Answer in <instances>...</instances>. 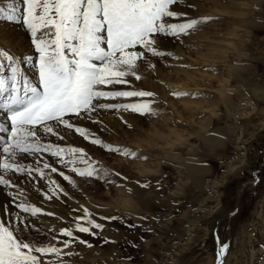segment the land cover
I'll return each instance as SVG.
<instances>
[{"label":"rangeland","instance_id":"obj_1","mask_svg":"<svg viewBox=\"0 0 264 264\" xmlns=\"http://www.w3.org/2000/svg\"><path fill=\"white\" fill-rule=\"evenodd\" d=\"M20 3L23 11L22 0ZM187 3L195 7L178 6L176 10L187 12L191 17L216 19L201 24L197 31L179 40L161 36L160 47L173 56L149 55L154 69L141 63L138 69L141 80L129 77V84L115 86V90L151 91L155 97L105 101L154 100L156 114L102 110L101 115L108 117L109 124L101 129L99 123H93L90 129L105 143L134 151L137 157L93 145L94 136L86 141L78 134H70L68 144L64 145L91 152H85L87 164L77 160L71 168H86L91 164L108 170V175L101 171L99 176L88 177L71 175V168H65L50 153L41 154V168L43 162L57 165L72 181L61 177L63 186L72 194V203L58 196L54 197L58 200L56 206L52 199L41 194L36 206L44 208L42 212L35 217L23 214L30 223L31 237L26 235V241L34 246L54 245L63 253H74L60 258L47 255L48 261L55 264L61 260L63 264H217L219 237L220 242L230 246L224 264H264V169L259 172L256 183L251 182L242 190L244 182L256 179L264 148V0H187ZM0 6H4L2 0ZM170 22L177 21L172 18ZM8 23L21 25L31 41L20 23L0 21V34L14 31L12 27L4 28ZM30 49L36 54L37 65L38 53L32 44ZM4 66L0 65V77L5 75ZM6 67V75L11 79L9 62ZM181 69H188L193 77ZM169 82L174 88L165 86ZM173 92L188 95L174 96ZM94 118L99 120L97 115ZM213 139H220V143L207 142ZM31 161L29 158L25 162ZM191 163L206 167V171L191 172L186 167ZM44 171L48 177L43 181L19 180L26 185L21 186L27 196L41 185L48 191L47 179L55 180V173ZM137 182L145 189L140 202L118 203L123 190L135 193ZM63 186L60 185L66 190ZM2 189L0 203L3 205L9 200L5 192L10 189ZM18 198L16 202H25L21 199L23 196ZM59 207L64 209V221L55 214H45L54 213L50 209ZM83 209L104 227L95 229V236L76 233L92 247L73 243L64 248L62 242L69 238L60 230L83 216ZM40 216L60 227L46 229L37 222Z\"/></svg>","mask_w":264,"mask_h":264},{"label":"snow or ice","instance_id":"obj_2","mask_svg":"<svg viewBox=\"0 0 264 264\" xmlns=\"http://www.w3.org/2000/svg\"><path fill=\"white\" fill-rule=\"evenodd\" d=\"M22 5L23 11L20 0H7L6 5L0 6V21L20 23L29 33L31 44L38 53V84L24 79L21 95V62L27 63L33 58L27 54L16 55L0 46V63L9 62L12 73L10 86L8 79L0 77V109L7 111L6 118L10 121V128L0 123V132L8 133L7 139L0 136V187L18 189L15 195L5 192L9 200L0 205V264H45V255L60 258L74 253H63L54 245L37 247L25 240L26 235L31 237V232L29 218L23 214L35 217L42 212V207L16 202V196L23 195L19 180L43 181L48 177L44 170L58 172L57 167L48 162H43L42 168L39 166L42 153H50L65 168L75 165L77 160L88 163L84 160L83 148L60 147L45 143V138L51 135L63 141V129L65 133L78 134L86 141L94 136L91 140L93 145L137 157L134 151L105 143L84 127L82 121L102 123L94 118L102 110H130L141 115H155L154 100L135 103L105 101L155 97L151 91L115 90V86L129 84V77L141 80L138 74L141 63L154 69L155 65L148 60L149 55L157 58L173 56L172 52L160 47L161 36L179 40L216 17H191L187 12L177 11L178 6L195 7L187 0H22ZM172 18L177 22H170ZM108 86L111 88L105 90ZM5 93H8L6 97ZM172 95L188 93L173 92ZM29 158H32L31 163L25 162ZM101 171L108 175L107 169H97L91 164L86 168H71L72 173L88 177L99 176ZM59 176L72 182L64 171H59ZM47 188V192L41 193L40 188H35V192L49 200L58 198L57 189L64 193L60 185L50 178ZM83 212L84 215L77 217L71 226L60 230L69 238L62 242L64 248L73 243L92 247L76 233L95 236V229L104 227L92 218L87 209ZM45 214L54 215L52 212ZM217 243V264H224L230 246L227 242H220L219 237ZM48 264L55 262L48 261Z\"/></svg>","mask_w":264,"mask_h":264},{"label":"bare ground","instance_id":"obj_3","mask_svg":"<svg viewBox=\"0 0 264 264\" xmlns=\"http://www.w3.org/2000/svg\"><path fill=\"white\" fill-rule=\"evenodd\" d=\"M3 2H4V5H6L7 4V0H2ZM10 27H12V28H15L14 29V31L12 30V32H10V30L9 31H6V32H4L3 34H0V44H1V46H3L4 48H6V49H10L14 54H16V55H19V56H22V55H24V54H27V55H31L32 56V60L30 61V62H27V63H24V62H21V71H20V74H21V92H23V88H22V84H23V80L24 79H27V80H29L32 84H38V72H37V65H36V59H35V56L34 55H36L35 53H32V51H31V49H30V40H29V37H27L26 35H25V32L24 31H22V26L21 25H15V24H9L8 23V25L7 26H5L4 28L5 29H9ZM24 32V33H23ZM27 34V33H26ZM28 35V34H27ZM7 38L9 39V40H7ZM14 44V45H13ZM220 47V46H219ZM214 52V51H213ZM214 54V53H213ZM215 55V54H214ZM212 56V55H211ZM213 57H215V56H213ZM38 58V57H37ZM207 62V61H206ZM8 62L7 61H5V63L4 62H2V63H0V65H2V66H4V68H5V70L4 71H2V73H5V75H1L2 77H4V78H6V79H8V82H9V86H10V77H8L7 75H6V64H7ZM182 70V69H181ZM182 71H185V72H187L188 74V76L190 77V78H192L193 77V75L192 74H190L189 73V70L188 69H185V70H182ZM1 73V74H2ZM201 74H204V72L202 73L201 72ZM174 84H170V82L169 83H167L165 86H167V87H171V88H174V86H173ZM182 85H184L183 83H182ZM110 88V87H109ZM11 89H10V87H9V91H10ZM8 95V93H5L4 94V96L6 97ZM102 112L103 111H100L98 114H97V116H98V118H99V121H101L102 123H99V126H100V128L102 129V128H105L108 124H109V120H108V117L107 116H104V115H101L102 114ZM0 121H3V122H6V117H5V112H4V109H0ZM82 125L84 126V127H87L88 129H93V122L92 121H89V120H83L82 121ZM9 128H10V125L8 126ZM97 130V129H96ZM61 134L62 135H65V139L63 140V141H59V138L58 137H56V136H47L46 138H45V140H44V142L45 143H48V142H50V143H53V144H57V145H59L60 147H64V148H66V147H69V146H67V145H64V144H68V139H69V135L70 134H73V133H71V132H67V133H65L64 132V130L63 129H61ZM41 135H43V133H41ZM73 136V135H72ZM2 137H3V135H2ZM5 137H8V134L6 135H4V138ZM210 145L212 144V143H215V144H219L220 143V139H213V140H210V141H207ZM75 143V142H74ZM76 144V143H75ZM73 146V145H72ZM85 152L86 153H91V152H88V150H85ZM43 155V154H42ZM45 155V154H44ZM46 157V156H45ZM44 158V157H43ZM53 161V160H52ZM50 162V161H49ZM55 164V163H54ZM53 167H57V169H58V172L57 173H55L54 175V179L60 184V185H62L63 186V184H62V182H63V180H62V178L59 176V175H57V174H59V171H62L63 169H61L60 167H58L57 165L55 166V165H52ZM71 166L72 165H69V169L71 168ZM187 168H188V170H190L191 172H193V173H197V174H199V173H203V172H205L206 171V167H203V166H201V165H199V164H193V163H191V164H189V165H187L186 166ZM71 172V171H70ZM71 175H77L76 173H72L71 172ZM47 180H49V179H47ZM62 181V182H61ZM24 181H22V183H23ZM39 182V181H38ZM48 182V181H47ZM25 183H27L26 181H25ZM20 185H24V186H26L24 183L23 184H20ZM29 187V186H28ZM64 187V186H63ZM23 188V187H22ZM38 188H40L41 189V191L43 190V191H47L46 190V188H45V185H41L40 187H38ZM31 189H32V187H31ZM64 189H66V187H64ZM2 187H0V197L2 196L1 194V192H2ZM28 190V189H27ZM30 190V189H29ZM134 190H135V193L134 194H130V193H126V192H124V190L122 191V194H121V196H120V199L118 200V203H119V201H120V203L121 204H123L124 205V203H126V202H128L129 200H132V202H133V204H138L139 202H140V199H141V197H142V195L144 194V192H145V189H143V188H141V182H137V183H135V185H134ZM17 191H18V189H16V188H10V192H12L14 195L17 193ZM24 191H26V190H23V195H18V196H16L17 198L18 197H22L23 196V198H21V199H23L25 202H27V203H30V204H35V206L36 205H39V195H37L36 194V192H35V189H32V191L30 192L32 195L31 196H27V191L26 192H24ZM57 191V193H58V196H59V198H61V199H63L64 200V202H68V203H72L73 201H72V194H71V192L69 191V190H64V193H66V191H68L67 192V195H64V193H60L59 192V189H57L56 190ZM29 195V194H28ZM5 196V195H4ZM7 197V196H6ZM27 197V200H25V198ZM16 198V199H17ZM19 199V198H18ZM20 199V200H21ZM5 200H6V198H5ZM5 200H4V203H5ZM91 200H93V199H91ZM3 201V200H2ZM52 201H53V203L56 205V206H58V200L57 199H55V198H53L52 199ZM94 201V200H93ZM23 202V201H22ZM79 202H80V200H79ZM90 203H92V202H90ZM97 203H100V204H103V203H101V202H97ZM130 203V202H129ZM53 204V205H54ZM76 204V203H75ZM79 204H81V203H79ZM0 205H2L1 203H0ZM73 205V204H72ZM94 205V204H93ZM104 205V204H103ZM60 208V207H59ZM42 209H44V208H42ZM51 211H53L54 212V214L57 216V218H59L60 219V221L62 220L61 218H63V221H64V219H66V215L62 212V210H64L63 208H60V209H57V208H51L50 209ZM68 212V211H67ZM68 214V213H67ZM92 216V215H91ZM48 219H47V217H42V216H40L39 218H38V220H37V222L39 223V224H41L42 226H44L46 229H51L52 227L53 228H58V227H60V225H58V224H53V223H50V222H48L47 221ZM40 225V226H41ZM37 226V225H36ZM38 227V226H37ZM107 232V229L104 231V233H106ZM40 245H38L37 247H39ZM42 246V245H41ZM47 255H45L44 257H43V259H44V261H45V264H48V260H47Z\"/></svg>","mask_w":264,"mask_h":264},{"label":"water","instance_id":"obj_4","mask_svg":"<svg viewBox=\"0 0 264 264\" xmlns=\"http://www.w3.org/2000/svg\"><path fill=\"white\" fill-rule=\"evenodd\" d=\"M263 169H264V148H263V150H262L261 161L259 162V164H258V166H257L256 179L253 180V181H246V182H244V184H243V186H242V190L245 188V186H246L247 184H249V183H251V182L256 183V182L259 180V172H262ZM237 209H238V207L235 208V210H234L233 212H235ZM220 221H221V219H220ZM216 233H218V230H216Z\"/></svg>","mask_w":264,"mask_h":264}]
</instances>
